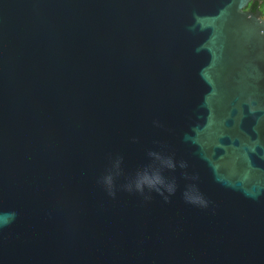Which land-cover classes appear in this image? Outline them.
<instances>
[{
    "label": "water",
    "instance_id": "1",
    "mask_svg": "<svg viewBox=\"0 0 264 264\" xmlns=\"http://www.w3.org/2000/svg\"><path fill=\"white\" fill-rule=\"evenodd\" d=\"M250 1L0 0V264H264Z\"/></svg>",
    "mask_w": 264,
    "mask_h": 264
},
{
    "label": "trees",
    "instance_id": "2",
    "mask_svg": "<svg viewBox=\"0 0 264 264\" xmlns=\"http://www.w3.org/2000/svg\"><path fill=\"white\" fill-rule=\"evenodd\" d=\"M263 5H264V0H251L246 8L252 11L260 10L263 15L264 14V9L262 7Z\"/></svg>",
    "mask_w": 264,
    "mask_h": 264
},
{
    "label": "clouds",
    "instance_id": "3",
    "mask_svg": "<svg viewBox=\"0 0 264 264\" xmlns=\"http://www.w3.org/2000/svg\"><path fill=\"white\" fill-rule=\"evenodd\" d=\"M104 184L105 185H108L109 187H111L112 183H113V179H112V176L111 175H108V176H105L104 177V180H103ZM137 190L138 191H142L143 188L138 184L137 185ZM109 195H114V193L112 191H109ZM189 202H192V203H201V204H205L206 202L200 200V201H189Z\"/></svg>",
    "mask_w": 264,
    "mask_h": 264
},
{
    "label": "rangeland",
    "instance_id": "4",
    "mask_svg": "<svg viewBox=\"0 0 264 264\" xmlns=\"http://www.w3.org/2000/svg\"><path fill=\"white\" fill-rule=\"evenodd\" d=\"M262 7H263V9H264V5H263ZM263 16H264V14H263Z\"/></svg>",
    "mask_w": 264,
    "mask_h": 264
}]
</instances>
